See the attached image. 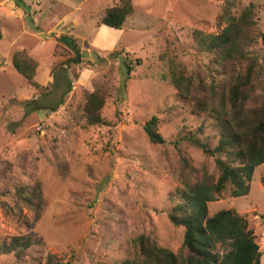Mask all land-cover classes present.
Returning a JSON list of instances; mask_svg holds the SVG:
<instances>
[{
	"label": "rangeland",
	"instance_id": "obj_1",
	"mask_svg": "<svg viewBox=\"0 0 264 264\" xmlns=\"http://www.w3.org/2000/svg\"><path fill=\"white\" fill-rule=\"evenodd\" d=\"M222 2L131 0L133 15L115 31L97 26L115 0H0V246L15 236L40 242L19 258L0 254V264H45L48 254L66 264H120L134 257L131 242L139 235L181 253L184 229L167 218L171 198L177 203L176 190L183 188L171 143L201 125L212 145L216 136L209 121L191 114L193 104L177 95L169 71L180 65L205 87L223 80L212 56L197 45L225 27ZM248 5L264 32V0H234L231 14ZM62 36L77 43L79 66L67 62L73 52ZM18 50L38 63L34 81L45 89L30 88L13 70L11 55ZM94 90L105 96L107 127L83 126L84 97ZM10 99L32 104L6 111ZM153 116L164 145L150 144L143 131ZM184 150L192 169L205 167L217 177L212 158L193 147ZM263 177L264 164L254 169L245 197L232 198L226 186L207 204L208 216L232 209L247 217L259 264ZM34 185L44 206L38 219L14 196L15 188ZM228 250L227 243L216 244L213 254Z\"/></svg>",
	"mask_w": 264,
	"mask_h": 264
},
{
	"label": "trees",
	"instance_id": "obj_2",
	"mask_svg": "<svg viewBox=\"0 0 264 264\" xmlns=\"http://www.w3.org/2000/svg\"><path fill=\"white\" fill-rule=\"evenodd\" d=\"M234 0H223L219 18L225 27L219 34L202 36L197 45L203 53L212 56L223 80L205 87L199 78L186 75L180 65H171L170 82L178 96L191 102V114L202 115L214 129L216 143L203 136V125L189 131L171 144L176 149L181 164L182 189L176 190L173 206L167 218L175 227L184 229L181 253L175 255L158 246L150 237L139 235L132 240L134 257L120 264H259L261 253L247 217L236 211L220 210L208 216L207 204L215 200L226 186L231 188V197L248 194V185L256 167L264 164V32L257 26L253 5L232 15ZM133 15L131 0H115L105 10L97 26L120 31L126 20ZM71 49L73 57L67 62L81 64V52L73 38L60 37ZM260 45V50H255ZM11 66L26 84L35 90L45 89L34 81L38 63L25 50L11 55ZM54 69V71H56ZM81 120L85 127H107L101 116L105 96L100 90L84 97ZM32 101H7L4 110L27 108ZM158 119L151 117L143 125V131L152 145H164L166 141L157 132ZM193 147L213 159L217 177L205 167L195 171L189 165L185 148ZM264 188V177L261 179ZM24 193V196L21 194ZM20 195L17 204L32 208L35 219L44 211L38 185L14 189ZM264 220V214L260 215ZM33 236H15L0 246V254L20 257L33 245L39 244ZM227 243L228 252L213 254L216 244ZM184 253V254H183ZM45 264H66L55 254L46 256Z\"/></svg>",
	"mask_w": 264,
	"mask_h": 264
},
{
	"label": "crops",
	"instance_id": "obj_3",
	"mask_svg": "<svg viewBox=\"0 0 264 264\" xmlns=\"http://www.w3.org/2000/svg\"><path fill=\"white\" fill-rule=\"evenodd\" d=\"M103 27V26H102Z\"/></svg>",
	"mask_w": 264,
	"mask_h": 264
}]
</instances>
